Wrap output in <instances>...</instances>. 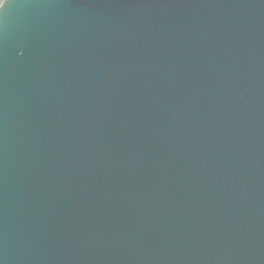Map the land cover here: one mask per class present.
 I'll list each match as a JSON object with an SVG mask.
<instances>
[{
    "label": "water",
    "instance_id": "95a60500",
    "mask_svg": "<svg viewBox=\"0 0 264 264\" xmlns=\"http://www.w3.org/2000/svg\"><path fill=\"white\" fill-rule=\"evenodd\" d=\"M0 264H264V0H0Z\"/></svg>",
    "mask_w": 264,
    "mask_h": 264
}]
</instances>
